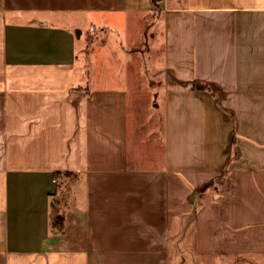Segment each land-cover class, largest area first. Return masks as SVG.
Listing matches in <instances>:
<instances>
[{"label":"crops","instance_id":"crops-1","mask_svg":"<svg viewBox=\"0 0 264 264\" xmlns=\"http://www.w3.org/2000/svg\"><path fill=\"white\" fill-rule=\"evenodd\" d=\"M0 264H264V0H0Z\"/></svg>","mask_w":264,"mask_h":264},{"label":"rangeland","instance_id":"rangeland-1","mask_svg":"<svg viewBox=\"0 0 264 264\" xmlns=\"http://www.w3.org/2000/svg\"><path fill=\"white\" fill-rule=\"evenodd\" d=\"M102 28V29H100ZM76 31L74 32V36H78L79 31L82 33L81 37L78 40H75V45L78 46H84L87 43L85 42V38L88 34V29H80L76 28ZM78 31V32H77ZM125 32V27H96L95 30L91 33V36L88 38L89 39V53L86 56V61L85 63L87 64V73H88V81L87 85L89 87H117L120 86L121 83H123V77L122 75H118L119 78L116 76H113V70L118 69L120 73H126L125 76L127 75L128 69H133L131 66H120L118 67L113 60L111 55H104L108 51V47L116 45L115 48L117 50L123 52H132L131 55H129L132 59L135 60V58H140L142 63H143V68L145 73L143 72L142 79L144 82L147 84V86L150 85V87L154 84H152V81H155L158 79L157 73L154 70L151 61L150 54H147V49L146 46L143 45V48H141L140 51L138 52L137 50L139 47H131L129 44H127V41L124 38L123 33ZM122 33V36H121ZM99 54V55H97ZM155 57V56H154ZM125 56H120L119 55V65H123L125 61ZM157 63L159 60L155 57ZM79 64V63H78ZM154 64V63H153ZM152 67V69H151ZM78 70H80V67H77ZM158 70V68H155ZM149 71L152 74H149ZM130 72V71H128ZM66 185H69L68 182H66L65 185H59V191L57 194V199L59 202V205L61 206L62 209L66 208V205L69 200V194L68 190L66 189ZM65 204V205H64Z\"/></svg>","mask_w":264,"mask_h":264},{"label":"trees","instance_id":"trees-1","mask_svg":"<svg viewBox=\"0 0 264 264\" xmlns=\"http://www.w3.org/2000/svg\"><path fill=\"white\" fill-rule=\"evenodd\" d=\"M193 89L196 91H207L208 93H210L213 96L217 107H219L223 111V113L231 119L232 123L234 122L233 115L220 105L218 99L215 97L213 91L210 89V87L207 84L194 82ZM235 144H236L235 133H233V139H232L233 150L235 149ZM61 176L62 175L60 173H55L54 174L55 181L57 182V180H59L61 178ZM64 176H66V174H64ZM50 226H51V228L56 229V233L62 234L64 232L63 216L57 215L54 218H52Z\"/></svg>","mask_w":264,"mask_h":264}]
</instances>
